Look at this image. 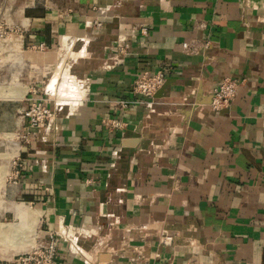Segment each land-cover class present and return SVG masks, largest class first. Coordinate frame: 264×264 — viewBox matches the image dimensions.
Masks as SVG:
<instances>
[{
    "label": "crops",
    "instance_id": "1",
    "mask_svg": "<svg viewBox=\"0 0 264 264\" xmlns=\"http://www.w3.org/2000/svg\"><path fill=\"white\" fill-rule=\"evenodd\" d=\"M19 4L0 41V199L33 218L0 217L25 225L22 237L34 231L35 249L72 228L90 262L61 238L55 264H264V0ZM62 52L76 57L84 99L52 108L50 128L5 156L2 137L26 124L28 91ZM160 69L169 75L148 109L133 85ZM224 79L241 84L213 113ZM162 235L170 247L158 245Z\"/></svg>",
    "mask_w": 264,
    "mask_h": 264
},
{
    "label": "built area",
    "instance_id": "2",
    "mask_svg": "<svg viewBox=\"0 0 264 264\" xmlns=\"http://www.w3.org/2000/svg\"><path fill=\"white\" fill-rule=\"evenodd\" d=\"M109 11V7L104 9H98L99 15H104ZM91 26L95 29L102 27V22L95 19L91 22ZM143 33L145 30L143 29ZM38 51H44V44L37 46ZM74 59L68 58L64 65L69 72L71 71ZM169 75V71L165 69L157 70L156 72L143 71L136 78L132 92L135 96H139L146 101V106L151 109L154 102L155 94L164 86L166 79ZM74 79L80 84L81 90L84 94L87 93V87L82 80H79L75 75ZM52 77L41 81V83L31 87L26 96V108L22 111L21 116L26 121V127L23 129L24 135L21 139L24 142H20L25 145L36 139L42 131H47L50 128L54 120V110L57 107L67 105V103H58L54 98L51 91ZM241 81L239 79H224L218 86L214 87L211 91V103L210 111L218 113L227 108L230 102L235 98L237 90ZM76 106V105H75ZM127 107L126 103L122 105ZM54 108V110H52ZM105 124L111 129H123L125 124L116 119H111L105 122ZM18 160V159H17ZM17 160L13 161L14 166H18ZM20 176V172L17 170L13 174L14 180ZM63 239L70 243V239H66L63 235L54 232L48 234V242L45 246L38 247L32 251L17 255L5 264H55L54 258L58 240ZM173 236L162 235L158 238V245L163 248H168L173 244ZM77 244V240L75 241ZM83 257V256H82ZM83 259H85L83 257ZM86 260V259H85ZM90 262V260L88 261ZM1 264V263H0ZM131 264H153L145 259L137 258L131 262Z\"/></svg>",
    "mask_w": 264,
    "mask_h": 264
},
{
    "label": "rangeland",
    "instance_id": "3",
    "mask_svg": "<svg viewBox=\"0 0 264 264\" xmlns=\"http://www.w3.org/2000/svg\"><path fill=\"white\" fill-rule=\"evenodd\" d=\"M21 1L23 3L27 2L28 4H30L32 2V0H0V41L5 40L9 37L10 34L7 35V33L9 32L8 29H14V31H15V27H14V25H12V22H11V19L15 13H14V10L11 8H13V6H15V5H20L19 2H21ZM61 55H64V52H62ZM2 56H4V55L3 54L0 55V62L1 63L4 62V63L3 64L0 63V65L5 64V61L2 59ZM70 73L72 75H74L72 69H71ZM52 82H53V80H51V85H52ZM25 127H26V124L24 123L23 128H21L20 130L12 131L11 132L12 134H6L4 137H2V144L1 145H4L6 148V155L5 156H7L11 152L10 156L13 153L12 154V157H13L16 154L13 151L15 148L18 149L17 145H19V142L25 143L24 140L21 139L22 136L24 135L23 129ZM16 139H17V141H16ZM29 147H30V143H27L25 150H27ZM18 152H19V149H18ZM2 166L0 167V169L2 168ZM9 169H10V167H9ZM1 177L2 176L0 174V181H1ZM3 177H2V179H3ZM2 188H3V183L1 181L0 189H2ZM2 192H3V190H0V196H1ZM14 204H18V203H12V204L5 203L0 199V215H2L3 213H6V211H7V212L13 213L12 215L15 218L19 217L17 219L20 222L21 221H24V222L29 221L28 219H26L27 217H24V216H23L24 218L21 219V217H20L21 211H19L18 213H14L13 211H11V207ZM12 215L11 214H5L4 216L0 217V257L1 258H3V257L10 258L11 256H13L15 254L29 252L35 245L36 233H33L34 232L33 231L32 232L33 234L31 233L28 238L22 237L23 231L26 228V226L25 225L22 226L20 222L19 223H11V222H14L12 220Z\"/></svg>",
    "mask_w": 264,
    "mask_h": 264
},
{
    "label": "bare ground",
    "instance_id": "4",
    "mask_svg": "<svg viewBox=\"0 0 264 264\" xmlns=\"http://www.w3.org/2000/svg\"><path fill=\"white\" fill-rule=\"evenodd\" d=\"M59 60L57 64L55 65L54 69L49 72V76L52 77V85L51 91L53 94V98L58 103H70L75 102L79 104L85 97L84 92L80 88V84L77 82L76 79H74V76L69 72L67 67L64 65V62L68 58L75 59L74 55L72 53L67 52L64 55L59 54ZM18 149L19 153L23 150H25V145L19 142ZM18 149H14L15 155H17ZM18 153V154H19ZM13 154V153H12ZM22 204H14L11 207V211L14 213H18L21 211V219L24 217H27L26 219L32 221V214L28 212L26 208L23 207ZM24 216V217H23ZM59 234L63 235L66 239H70L71 246L81 255L83 256L86 261H89L91 257L87 255L83 250H81L77 244H75L76 238L73 236L74 232L73 229L70 228L69 230L65 229L60 225V228H58ZM36 245L30 250L32 251L35 249ZM29 251V252H30ZM27 253V252H26Z\"/></svg>",
    "mask_w": 264,
    "mask_h": 264
}]
</instances>
